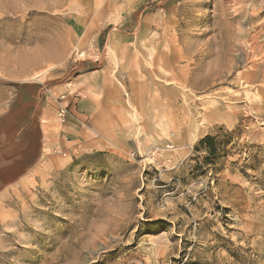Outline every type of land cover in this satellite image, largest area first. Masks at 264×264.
Wrapping results in <instances>:
<instances>
[{"label": "rangeland", "instance_id": "374dc122", "mask_svg": "<svg viewBox=\"0 0 264 264\" xmlns=\"http://www.w3.org/2000/svg\"><path fill=\"white\" fill-rule=\"evenodd\" d=\"M41 72L115 127L0 198V264H264V0H0V79Z\"/></svg>", "mask_w": 264, "mask_h": 264}, {"label": "crops", "instance_id": "0c3cea01", "mask_svg": "<svg viewBox=\"0 0 264 264\" xmlns=\"http://www.w3.org/2000/svg\"><path fill=\"white\" fill-rule=\"evenodd\" d=\"M43 74L15 83L0 79V198L35 179L67 141L82 143L115 127L111 106L84 100L76 89L59 99L56 89L41 82Z\"/></svg>", "mask_w": 264, "mask_h": 264}, {"label": "trees", "instance_id": "16d2710c", "mask_svg": "<svg viewBox=\"0 0 264 264\" xmlns=\"http://www.w3.org/2000/svg\"><path fill=\"white\" fill-rule=\"evenodd\" d=\"M200 144L201 145L209 144L210 148L212 149L211 150L212 154L213 155L216 154V147L214 144V139L211 136H209V135L205 136L203 139H201Z\"/></svg>", "mask_w": 264, "mask_h": 264}, {"label": "built area", "instance_id": "2783aa9c", "mask_svg": "<svg viewBox=\"0 0 264 264\" xmlns=\"http://www.w3.org/2000/svg\"><path fill=\"white\" fill-rule=\"evenodd\" d=\"M62 97H64V96H62ZM61 112H64L65 111V108H61V110H60Z\"/></svg>", "mask_w": 264, "mask_h": 264}, {"label": "bare ground", "instance_id": "6f19581e", "mask_svg": "<svg viewBox=\"0 0 264 264\" xmlns=\"http://www.w3.org/2000/svg\"><path fill=\"white\" fill-rule=\"evenodd\" d=\"M46 72V71H45ZM39 76V75H38ZM36 77V76H35ZM40 78V77H39Z\"/></svg>", "mask_w": 264, "mask_h": 264}]
</instances>
